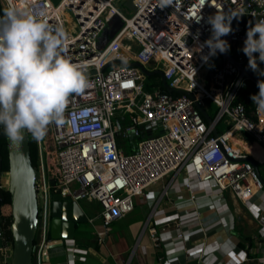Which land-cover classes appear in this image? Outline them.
Returning a JSON list of instances; mask_svg holds the SVG:
<instances>
[{
    "label": "built area",
    "instance_id": "built-area-1",
    "mask_svg": "<svg viewBox=\"0 0 264 264\" xmlns=\"http://www.w3.org/2000/svg\"><path fill=\"white\" fill-rule=\"evenodd\" d=\"M115 1L59 0L54 4L52 0H0L4 10L14 5L19 10L43 14L49 24L63 27L68 35L67 55L73 62L89 64L88 77L92 81V87L83 94L70 97L65 122L49 125L44 138L47 169L41 162L42 144L34 139L40 162L35 189L42 195L36 264H43L48 253L50 180H54L61 197L78 203L85 198L96 201L104 224L131 212L135 197L157 190L148 198L152 205L147 225L164 196L173 193V200L182 199L181 190H187L190 204L185 210L174 205L162 210L168 217L178 216L175 234L167 243L160 241L167 251L205 232L207 224L200 216L202 196L221 207L225 192L244 203L264 192L258 172L246 160L251 154L235 142L241 139L237 134L243 133L264 148V112L257 111L252 99L238 100L248 81L258 91V82L264 85L261 75L249 68L248 57L242 51L252 25H231L232 32L222 37L233 48L232 53L217 51L205 61L209 49L200 48L212 34L210 16L218 10L264 16V0H132L134 8L129 16ZM115 16L121 26L100 43L102 31ZM187 31L184 46L181 38ZM197 34L198 39L194 38ZM254 55L258 61V53ZM119 61L139 62L149 71L160 69L169 86L192 96L168 92L157 85L145 90L146 75L138 67ZM157 62L162 68L153 66ZM205 71L207 87L201 83ZM185 81L187 84L181 86ZM205 99L217 106L213 116L208 114ZM199 107L209 115L210 122ZM115 113L116 123L112 120ZM126 114L131 123L122 128L120 119ZM223 118L228 126L219 131L217 126ZM121 130L124 137L139 138L130 154L116 143V134ZM143 131L147 136L141 138ZM260 231L264 235V225ZM151 237L159 242L155 232ZM5 241L0 252L4 264H11L6 259H11L12 248L8 250ZM261 258L264 260V248ZM196 259L193 264H199L201 259ZM74 262L71 258L67 264Z\"/></svg>",
    "mask_w": 264,
    "mask_h": 264
},
{
    "label": "clouds",
    "instance_id": "clouds-1",
    "mask_svg": "<svg viewBox=\"0 0 264 264\" xmlns=\"http://www.w3.org/2000/svg\"><path fill=\"white\" fill-rule=\"evenodd\" d=\"M238 15L217 11L208 18L211 37L200 45L209 52L226 53L230 45L222 37L232 32L231 22ZM200 18L196 19L199 22ZM181 38L185 46L184 37ZM198 39V34L196 37ZM242 51L248 66L264 75L257 64L264 62V18L250 26ZM68 35L61 26L49 24L43 14L10 6L0 16V125L11 139L28 132L42 140L50 124H63L70 97L92 87L87 62H73L67 55ZM194 73L195 69L193 68ZM251 99L258 112H264V85Z\"/></svg>",
    "mask_w": 264,
    "mask_h": 264
},
{
    "label": "crops",
    "instance_id": "crops-1",
    "mask_svg": "<svg viewBox=\"0 0 264 264\" xmlns=\"http://www.w3.org/2000/svg\"><path fill=\"white\" fill-rule=\"evenodd\" d=\"M244 142L252 147L258 144L264 150L256 141ZM258 151H255L258 158L248 152L263 164L264 154L258 155ZM180 194L184 198L178 200L172 199L173 193L164 196L147 225L145 222L152 205L147 198L138 202L139 212L133 219H130V213L134 209L108 224L97 215L89 217L79 202L88 221L94 223L93 238H77L75 234L73 239L65 240L50 236L43 264H67L71 258L75 259V264H193L197 257L201 259L199 264H264L261 258L264 235L260 231L264 225V192L245 203L225 192L221 207L202 196L200 216L207 224L205 232L194 235L185 244L177 243L167 251L160 241L167 243L175 234L178 216L168 217L162 210L170 205L185 210L190 204L186 198L187 190L182 189ZM110 224L116 228L108 227ZM152 232L159 242L151 237ZM219 242L222 244L218 245Z\"/></svg>",
    "mask_w": 264,
    "mask_h": 264
},
{
    "label": "water",
    "instance_id": "water-1",
    "mask_svg": "<svg viewBox=\"0 0 264 264\" xmlns=\"http://www.w3.org/2000/svg\"><path fill=\"white\" fill-rule=\"evenodd\" d=\"M120 3L128 9H133L132 0H120ZM0 16H2L0 14ZM264 16L238 15L233 18L231 25H252ZM109 29L106 31L105 41L111 37L121 26V20L113 17L109 22ZM119 63L138 67L146 76L158 74L162 87L168 92H184L192 96L190 92L174 89L166 82L162 70L149 71L139 62H122ZM205 120L210 122L211 119L206 111L199 107ZM214 135L218 132L213 130ZM6 142L7 160H8V185L4 189L0 186V200L3 199L7 191L10 195V217L11 222L9 230L12 236V255L11 264H36L35 251L41 238V229L39 226V206L41 202V192L36 191V174L37 168L32 165L30 157V141H34L31 133L26 132L21 139L13 140L9 138L0 128V139ZM253 168L258 172L260 181L264 186V178L260 173L258 162L251 156L246 158ZM2 174V158L0 155V176ZM54 180H50L51 204H50V228L49 235L52 238L73 239L77 223L87 222L88 218L81 208L80 204L71 200L69 197H61L59 188L54 187ZM2 217H0V221ZM3 245L2 229L0 227V247Z\"/></svg>",
    "mask_w": 264,
    "mask_h": 264
},
{
    "label": "rangeland",
    "instance_id": "rangeland-1",
    "mask_svg": "<svg viewBox=\"0 0 264 264\" xmlns=\"http://www.w3.org/2000/svg\"><path fill=\"white\" fill-rule=\"evenodd\" d=\"M54 2V4L58 3L59 0H52ZM120 0H116L114 2V4L127 16L130 15L131 13V10L128 9L127 7H125L124 5L120 4L119 3ZM130 12V13H129ZM109 26H110V23L107 24V27L102 31L101 35H100V38H99V42L101 43V41L106 37V31L109 29ZM229 52H233V48L230 47ZM153 66H155L156 68H162V65H161V62H157V63H153ZM206 76V71L203 72L201 74V83L202 81L204 83H202L204 86L207 87L205 81H204V77ZM160 80V76L158 74H154V75H150V76H146V81L149 82L148 84L152 83V82H156V81H159ZM146 82V83H147ZM161 82V81H160ZM187 84V82H183L181 84V86H185ZM154 85V84H152ZM204 103L207 107V111H208V114L210 116H213L217 110V106L209 99H205L204 100ZM125 118L124 119H120V125L122 128H124L125 126H127L128 124L131 123V119H130V115L129 114H126L124 116ZM117 113L114 114V116L112 117V120L114 123H116L117 121ZM228 124L227 122L225 121V118H223L217 128L222 131V130H225L227 128ZM239 138L241 139H238L236 138V144L239 145L241 148L243 149H248V151L252 152V154L254 156H256V152L255 151H258V155L259 153L260 154H264V150L258 146V144H254L252 146H250V144L244 142V140H250V139H247L246 135L243 134V133H239L237 134ZM146 133L143 131L142 132V135H141V138L143 137H146ZM45 138V137H44ZM44 138L42 140H40L41 144H42V150H41V162L44 166V168L47 169V157H46V151H45V146H44ZM244 139V140H243ZM139 141V138H135V137H132V136H122V130L116 134V143L118 145V147H121L123 149V151L127 154H130L132 153L133 151H135L136 149V145H137V142ZM33 142V145L35 146L36 148V143L34 141ZM38 153V152H37ZM257 157V156H256ZM258 158V157H257ZM39 157L37 158V164L39 166ZM259 169H260V173L262 175V177L264 178V163H259ZM46 175L48 176V173L46 171ZM7 185H8V174H7V171H2V174L0 176V186L4 189L7 188ZM160 186V185H159ZM153 192V190H147L144 192L143 195L139 196V197H135V207H134V210L132 211V213H130V219H133V217H135L137 215V213L139 212L138 211V208H140V205H138L139 203L138 202H141L142 200H144V198H150L152 195H156L157 194V190L155 192ZM84 202H88L87 204H85ZM80 203L83 205L86 213L88 214L89 217H92L93 215H97L99 214V211H100V206L99 204L94 201V200H86V199H82L80 200ZM2 204H0V217H2V229H7L9 228L10 226V222H11V217H10V209H7L5 208L4 206L1 207ZM9 205V204H8ZM87 205V206H85ZM101 219V218H100ZM129 219V220H130ZM102 220V219H101ZM94 223L93 222H80V223H77L76 225V237L77 238H82V239H87V238H93V233H94ZM110 228H116V226H112L111 224L108 226ZM47 237H50L49 233L47 235ZM7 247H8V250L10 248H12V242L10 240H6L5 241ZM3 251L0 252V264H4L3 260H4V257L2 255ZM5 254V253H4ZM7 261H11L10 258H7L6 259Z\"/></svg>",
    "mask_w": 264,
    "mask_h": 264
},
{
    "label": "trees",
    "instance_id": "trees-1",
    "mask_svg": "<svg viewBox=\"0 0 264 264\" xmlns=\"http://www.w3.org/2000/svg\"><path fill=\"white\" fill-rule=\"evenodd\" d=\"M4 11L5 10L0 5V14L2 16L4 15ZM257 64H258V67L260 69H264V62H260L258 59ZM261 77L264 80V75H261ZM148 83L149 82L145 83V86H144L145 90H148V91L151 90L152 84L159 86L161 89H164L161 85L160 80L156 81V82H152L150 84H148ZM257 92H258V90H257L256 86L252 82L248 81L245 84V86L243 87V89L241 90V92L238 96V100L245 102L247 99H249V101H251V97L254 94H256ZM250 104H251V102H250ZM1 127H3V125H0V128ZM217 130H219V129L217 128ZM1 141H2V143H0V155L2 158V171H7L8 170V160H7L6 142L4 139H1ZM249 141H254V140L250 139ZM30 157H31L32 165L35 168H37L38 167V164H37V158H38L37 146L35 148L32 141H30ZM258 165H259V163H258ZM9 203H10V195L6 191L4 193L3 199L0 200V204H2L5 208L10 209V206L8 205ZM4 238H5V240H10L12 242V236H11L9 228L6 229V233L4 235Z\"/></svg>",
    "mask_w": 264,
    "mask_h": 264
},
{
    "label": "flooded vegetation",
    "instance_id": "flooded-vegetation-1",
    "mask_svg": "<svg viewBox=\"0 0 264 264\" xmlns=\"http://www.w3.org/2000/svg\"><path fill=\"white\" fill-rule=\"evenodd\" d=\"M3 139V138H2ZM0 143H2V141H1V139H0ZM1 207H3V205H1ZM3 219V218H2ZM2 225H3V223H2V220L0 221V227H1V229H2ZM5 233H6V229L4 230V229H2V236H3V242H4V235H5Z\"/></svg>",
    "mask_w": 264,
    "mask_h": 264
},
{
    "label": "bare ground",
    "instance_id": "bare-ground-1",
    "mask_svg": "<svg viewBox=\"0 0 264 264\" xmlns=\"http://www.w3.org/2000/svg\"><path fill=\"white\" fill-rule=\"evenodd\" d=\"M202 83H204V82L202 81ZM247 152H248V151H247ZM248 153H249V152H248ZM85 199H86V198H85ZM87 199H88V200H92V199H90V198H87ZM87 199H86V200H87Z\"/></svg>",
    "mask_w": 264,
    "mask_h": 264
}]
</instances>
